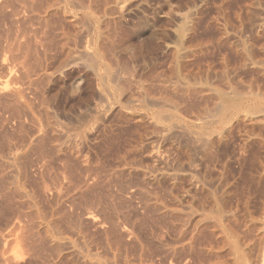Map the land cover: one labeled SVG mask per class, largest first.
I'll use <instances>...</instances> for the list:
<instances>
[{"label":"rangeland","instance_id":"374dc122","mask_svg":"<svg viewBox=\"0 0 264 264\" xmlns=\"http://www.w3.org/2000/svg\"><path fill=\"white\" fill-rule=\"evenodd\" d=\"M6 1L0 0V47H2L0 48V59L5 61L0 60L2 64L5 63L3 65L0 63V124H2L0 125V179L2 181V183L0 181V224L6 222L4 224L6 227L3 224L0 225V228L4 229L3 232L0 231V249L2 248L0 251V264H16V262L17 264H135L136 262L139 264H251L250 260L260 258L264 252V204H262V202L264 203V200H262L264 199V190H262L264 189V0H126L125 4L122 2L125 5L123 10H125L124 15L126 16V20L123 18L124 21L122 20V22L125 24L126 21V24L124 26L122 23L123 28L120 26V31L117 30V34H120L119 37L115 33L117 40L116 37H113L117 50L113 42L111 50L112 55L117 52L113 55L115 57H113L114 61L115 59L118 61V65L115 61L117 69H124L126 72V86L124 84L122 86L116 78L105 77L102 74H105V66H107L104 61L101 62L102 64L92 62V67L95 65L96 72L99 71L102 76L95 74V72L92 73L95 70H92L91 63L85 57L80 58V60L77 57L76 60L74 59L71 62L72 64L70 63L67 67L61 68L59 72L60 74L63 73L62 75L57 70L56 75L52 77L53 79H49L51 81L45 79L34 80L36 79L33 74L35 72L30 70L33 65H28V61L33 64L32 54L34 51L31 52L35 46L33 43L36 44L37 51L41 53L44 46L39 44L41 41L38 40L39 37L43 35L46 36L45 39L50 37L52 50L47 48L49 52L46 51L45 54L46 62L49 63L48 61H50V66H53L55 62L57 64L59 52L55 48V42H53L58 39L57 26L53 23L49 24L48 27L44 24L38 23L39 26L37 23H33L34 6L32 0ZM120 1L124 0H117L116 4L117 2L122 4ZM68 10L74 11L75 9L70 6ZM71 15L67 13V15L60 16L57 19V21L66 20L65 22L75 20L73 23L76 25L73 24L74 27H70V38L68 35L69 45L75 46L76 50L78 46L80 48L89 47V45H86L88 43L92 44L90 47H94L97 36V28L94 30V27L97 26L96 20L78 17L72 20ZM78 21L80 23L83 21V25L80 23L79 25ZM88 24L90 25L87 26ZM122 29L125 30L122 31ZM34 30L38 31V34L36 32L34 34ZM41 30H45L46 33ZM32 35H35L34 38H32ZM83 40L84 42H82ZM20 41L24 42V45ZM49 41L46 40L47 43ZM29 45L32 46L31 49ZM71 45L70 47L75 50V47L73 48ZM38 47H40V50ZM8 48L12 49L9 50ZM4 50L8 51L5 52ZM76 50L73 51V55H75ZM28 51L31 52V55L28 54ZM13 52L16 56L13 55ZM18 55L21 56L20 59L17 58ZM6 58L7 60H5ZM119 64L122 66L121 68ZM101 65H105V69ZM7 68L8 72H5ZM11 68H13L14 73L10 71ZM3 71L7 75L3 74ZM10 72L11 78L16 80H12V83L6 85L4 81L7 76H10L8 75ZM64 72L70 73L73 78L64 76ZM71 72L75 76L78 73L77 78ZM87 72L92 73L89 76L90 83L88 81L84 83L83 78L80 80L78 77V75L81 76V73L84 77ZM13 75L20 80L18 79V81ZM32 75H34V78ZM13 82H15V86L17 82L20 84V86L17 85V88L20 90L19 94L22 91V97L19 94L15 96L16 98L9 95L8 91L10 90L7 91V89L12 88V85L9 86ZM21 83H24V88H21ZM237 90L239 91L237 92ZM7 92L9 94L5 97ZM205 92L206 94H204ZM2 95H4V98ZM8 97L12 102L17 100L13 104L18 103L17 110L20 113L14 110L16 112L13 114L12 109L9 107L12 102L9 100V103H7ZM18 97H21V99ZM20 101L24 104H19ZM25 102L28 105H25ZM231 102L233 104H228ZM5 104H8V106H5ZM22 105L28 107L23 108ZM20 108L22 109L20 110ZM51 132L53 133L51 134ZM200 134H202V137H199ZM202 141H204V144ZM205 146L207 147L205 148ZM16 150L18 151L16 152ZM7 151L10 154L9 157L14 151L19 154L17 159L19 161H16L11 167L7 165L9 158ZM45 153L47 154L45 155ZM28 163L31 164L28 165ZM12 174L13 176H11ZM63 176L64 178H62ZM55 179H57V182ZM45 185L47 188H45ZM203 185L204 187H202ZM48 187L52 188V191ZM3 188L6 190L3 191ZM15 189L18 193L14 192ZM134 190L136 191L134 192ZM28 191L31 192V195ZM9 195H12V197L14 195V198L9 197ZM22 196H25L24 199L21 198ZM5 200L8 202H5ZM197 200L203 202L202 205ZM15 202L16 204H14ZM101 203L102 205H100ZM196 203L200 205L196 206ZM107 204L109 207H105ZM159 205L164 206L159 208ZM169 205H171V208H169ZM172 207L175 209L173 208V210ZM88 211L89 214L91 212L95 215L87 216ZM183 211L184 213H182ZM206 212L210 213L211 216L208 213L205 215ZM185 215L190 220H186ZM109 218H111V221ZM171 218L175 220H170ZM72 221H74V224ZM14 222L17 226L14 225ZM187 222H190L189 225ZM191 224H193L194 229ZM50 225L56 226H51V228ZM75 225L79 226L76 227ZM16 227L19 228L16 229ZM56 227L61 232L59 230L58 232ZM13 228L15 229L12 232ZM188 228L189 230H186ZM164 231H167V233ZM199 231L202 232V237L199 235ZM56 234L59 237H56ZM190 234L194 236V239ZM42 236L45 240L42 239ZM50 236H52V239ZM234 236L235 238H233ZM59 238L61 239L59 240ZM186 239L189 240V244H187ZM182 240L186 241V243L183 242L184 247L181 243ZM63 241L68 243L64 244ZM227 241L229 244H227ZM21 242L26 243L24 245ZM75 242L80 243L79 247ZM44 243H47V246ZM2 244H5V246ZM237 244L240 246H236ZM64 245L67 246L64 247ZM11 246L15 247L12 248ZM24 246L25 248H23ZM238 247L242 248L239 249ZM11 249L14 250L8 253V250ZM86 249L87 251H85ZM189 250L190 253H188ZM236 251L240 252L241 255L245 252L241 256ZM168 253L169 256H167ZM185 253L191 254V256H186ZM246 254L248 257L245 256ZM20 256L21 258H19ZM8 258L13 260L10 261ZM216 259L217 262H215Z\"/></svg>","mask_w":264,"mask_h":264},{"label":"bare ground","instance_id":"6f19581e","mask_svg":"<svg viewBox=\"0 0 264 264\" xmlns=\"http://www.w3.org/2000/svg\"><path fill=\"white\" fill-rule=\"evenodd\" d=\"M8 1V0H7ZM6 1V2H7ZM33 1V6H34V8H33V10H34V17H33V20H34V22L33 23H39V24H44L45 26L47 25V27L49 26V24H54L55 26H57L56 28L58 29V39H57V41H55L54 39H55V36L53 37L54 39H52V40H54L53 42H55L54 44H55V48H56V50L59 52H57L58 54H59V57L57 56V58H58V60H57V64H55V63H53L52 65L53 66H50L49 65V63H50V61H48L49 63H47L46 62V57H45V54H46V51H47V48H49V50L51 49L52 50V46H51V39H49L50 37H48L47 39H45V35H43L42 37H39L40 39H38L39 41H37V40H35V41H37V42H39V44H41L42 46H44L43 47V50L41 51V53H40V51H37V47H36V44L35 43H33L35 46H34V49H32L31 50V52L32 51H34V53L32 54L33 55V58H32V60H33V64H30V62L28 61V65H33L32 67V69H30V70H34V71H32V72H35V73H33L35 76H36V79H34V80H37V79H45V80H49L50 78H52L54 75H56L55 74V72H57V70H58V72L60 71V69L62 68H64V67H67L68 65H70V63L71 62H73L74 61V59L76 60V58L77 57H79V60H80V58H82V57H85L86 58V60L89 62V63H91V65H90V67H92V62L93 61H95L97 64H102L101 62L102 61H104L105 63V65H107V66H105L106 67V70H105V74L104 73H102L105 77L106 76H109V77H113V78H116V80H117V82H118V80L121 82L120 84H122V86H123V84L125 85L126 84V72H125V70L124 69H121V70H119V69H117V66L116 65H118V61H116V59H115V61H116V65H115V61H114V56L113 55H115L114 53H113V55H112V42L114 43V41H113V37H116V35H118V37H119V35L120 34H117V30L120 28V26H122V28H123V24H124V22H122V20L124 21V19L123 18H125L126 16L124 15V11L125 10H123L124 9V7L123 6H125L124 4V2L126 1V0H124V1H120L122 4H119L118 2H117V4H116V1L117 0H32ZM26 2V1H25ZM247 2V1H246ZM13 3V2H12ZM24 3V2H23ZM22 3V4H23ZM32 3V2H31ZM7 4V3H6ZM5 4V5H6ZM14 4V3H13ZM26 4H28V3H26ZM119 4V5H118ZM11 5V4H10ZM19 5V4H18ZM29 5H30V3H29ZM72 6L75 10L73 11V10H68V8L70 9V6ZM251 5V4H250ZM33 6H31V7H33ZM117 6V7H116ZM119 6V7H118ZM249 7V6H248ZM2 8V7H1ZM16 9V8H15ZM25 9V8H24ZM28 9V8H27ZM30 9H32V8H30ZM29 9V10H30ZM72 9V8H71ZM8 10V9H7ZM13 11H14V9H12ZM21 10H23V9H21ZM20 10V11H21ZM246 10V9H245ZM16 11V10H15ZM24 11V10H23ZM73 11V12H72ZM1 12V11H0ZM33 12V11H32ZM31 12V13H32ZM11 13V12H10ZM9 13V14H10ZM15 13H17V12H15ZM21 13V12H20ZM26 13H28V12H26ZM67 13H68V15H71L72 16V20H74L76 17H78V18H82V19H95L96 20V23H97V26H93L92 25V23H91V25H92V27H94V30H95V28H97L96 29V31H97V36H96V39H95V44L93 45L94 47H90L91 45L88 43V44H86V45H89V47H82V48H80L79 46V48L77 47V50H76V47L75 46H73V45H71V46H73V48L75 47V50H76V53H75V55H73L74 54V52H75V50H73L72 49V47H70V45H69V43H68V35L70 34V27L71 26H73L74 27V25L73 24H75V23H73L72 21H67V22H65L66 20H64V21H57V19L60 17V16H65V15H67ZM5 14V13H4ZM7 14V13H6ZM13 15H14V13H13ZM16 15V14H15ZM239 15V14H238ZM3 16V15H2ZM11 17H12V15H11ZM17 17V16H16ZM15 17V18H16ZM25 17H27V16H25ZM36 17V18H35ZM244 17V16H243ZM3 18V17H2ZM1 18V19H2ZM13 18V17H12ZM20 18V17H19ZM62 18H64V17H62ZM67 18V17H66ZM65 18V19H66ZM70 18V17H69ZM74 18V19H73ZM24 19V18H23ZM35 19H36V21H35ZM92 19V20H93ZM244 19V18H243ZM3 20V19H2ZM11 20V19H10ZM17 20V19H16ZM20 20V19H19ZM125 20H126V18H125ZM25 21H27L26 19H25ZM24 21V22H25ZM30 21V20H29ZM79 21H80V19H79ZM78 21V24L80 23ZM94 21V20H93ZM92 21V22H93ZM20 22V21H19ZM32 22V21H31ZM88 22V21H87ZM123 23V24H122ZM240 23V22H239ZM27 24V23H26ZM28 24H30V23H28ZM38 24V25H39ZM80 24H82L83 25V21H82V23H80ZM79 24V25H80ZM125 24H126V21H125ZM125 24H124V26H125ZM241 24V23H240ZM20 25V24H19ZM54 25H53V27H54ZM76 25V24H75ZM84 25H86L85 23H84ZM90 24H88L87 26H89ZM246 25V24H245ZM9 26V25H8ZM17 26V25H16ZM15 26V27H16ZM36 26V25H35ZM40 26V25H39ZM38 26V27H39ZM44 26V27H45ZM242 26V25H241ZM18 27V26H17ZM25 27H26V25H25ZM29 27V26H28ZM33 27V26H32ZM41 27H43V26H41ZM84 27H86V26H84ZM235 27V26H234ZM11 28V27H10ZM46 28V27H45ZM72 28V27H71ZM233 28V27H232ZM240 28V27H239ZM23 29H25V28H23ZM35 29V28H34ZM41 29V28H40ZM39 29V30H40ZM121 29V28H120ZM120 29H119V31H120ZM126 29V28H125ZM124 29V30H125ZM37 30V29H36ZM87 30V29H86ZM123 29H122V31H124ZM238 30V29H237ZM42 31V30H41ZM43 31H45V30H43ZM42 31V32H43ZM46 31H47V29H46ZM46 31H45V33H46ZM49 31V30H48ZM88 31V30H87ZM119 31H118V33H119ZM261 31V30H260ZM23 32V31H22ZM29 32H30V29H29ZM35 30H34V34H35ZM54 32V31H53ZM55 32H57L56 30H55ZM72 32L74 33V31L72 30ZM16 33V32H15ZM44 33V32H43ZM49 33H50V31H49ZM72 33V34H73ZM115 33H116V35H115ZM121 33V32H120ZM124 33V32H123ZM32 34V33H31ZM36 34H38V31L36 32ZM56 34V33H55ZM76 34V33H75ZM75 34H74V36H75ZM82 34V33H81ZM241 34V33H240ZM28 35V34H27ZM121 35H123V34H121ZM21 36V35H20ZM33 37L32 38H34V36L35 35H32ZM90 36H91V34H90ZM6 37V36H5ZM71 37H72V35H71ZM121 37V36H120ZM30 38V37H29ZM38 38V37H37ZM69 38H70V35H69ZM82 38V37H81ZM80 39V38H79ZM14 40V39H13ZM31 40V39H30ZM46 40L47 41H49V43H47L46 42ZM78 40V39H77ZM89 40H90V38H89ZM116 40H117V37H116ZM18 41V40H17ZM87 41V40H86ZM86 41H85V43H86ZM21 42V41H20ZM32 42H33V40H32ZM31 42V43H32ZM78 42V41H77ZM80 42H81V40H80ZM82 42H84V40L82 41ZM88 42V41H87ZM7 43V42H6ZM14 43V42H13ZM22 43V42H21ZM262 43V42H261ZM8 44V43H7ZM23 45H24V42L22 43ZM28 44H30V43H28ZM115 44V47H116V43H114ZM113 44V45H114ZM252 44V43H251ZM255 44V43H254ZM5 45V44H4ZM3 45V46H4ZM9 45V44H8ZM38 45V44H37ZM51 46V47H48V46ZM7 46V45H6ZM5 46V47H6ZM11 46H12V44H11ZM13 46H14V44H13ZM18 46V45H17ZM20 46V45H19ZM40 46V45H39ZM7 47H9V46H7ZM25 48H26V46H24ZM29 47H30V45H29ZM32 47V46H31ZM31 47H30V49H31ZM41 47V46H40ZM40 47H38L39 48V50H40ZM246 47V46H245ZM256 47V46H255ZM258 47V46H257ZM0 48H2V47H0ZM14 48V47H13ZM22 48V47H21ZM24 48V49H25ZM7 49V48H6ZM5 49V50H6ZM9 49V48H8ZM12 49V48H11ZM11 49H9V50H11ZM23 49V50H24ZM30 49H29V51H30ZM113 49H114V46H113ZM4 50V51H5ZM115 50V49H114ZM113 50V51H114ZM116 50H117V47H116ZM8 51V50H7ZM7 51H5V52H7ZM15 51V50H14ZM29 51H28V54H30L29 53ZM74 51V52H73ZM16 52V51H15ZM24 52V51H23ZM26 52H27V50H26ZM47 52H49V51H47ZM54 52V51H53ZM11 53H12V51H11ZM19 53V52H18ZM17 53V54H18ZM22 53V52H21ZM2 54V53H1ZM7 54V53H6ZM5 54V55H6ZM10 53L8 52V55H9ZM20 54V53H19ZM57 54V55H58ZM3 55V54H2ZM12 55V54H11ZM13 55H15L14 54V52H13ZM21 55V54H20ZM26 55V54H25ZM31 55V54H30ZM253 55V54H252ZM264 55V54H263ZM1 56V55H0ZM16 56V55H15ZM22 56V55H21ZM21 56H19L18 55V59H20V57ZM28 56V55H27ZM255 56V55H254ZM257 56V55H256ZM9 57V56H8ZM13 57V56H12ZM49 57V56H48ZM114 57V58H113ZM17 58H16V60H17ZM24 58V57H23ZM26 59H27V57H25ZM29 58V57H28ZM31 58V57H30ZM9 59V58H8ZM50 59H52V58H50ZM101 59V60H100ZM256 59V58H255ZM1 60V59H0ZM5 60H7V58L5 59ZM22 60V59H21ZM20 60V61H21ZM31 60V59H30ZM49 60V59H48ZM258 60V59H257ZM1 61H3V62H5L4 60H1ZM23 61V60H22ZM21 61V62H22ZM86 61V62H87ZM7 62V61H6ZM14 62V61H13ZM52 62H54V61H52ZM76 62H78V61H76ZM75 62V63H76ZM253 62V61H252ZM254 62H255V60H254ZM260 62V61H259ZM263 62V61H262ZM1 63V62H0ZM84 63H85V61H84ZM88 63V64H89ZM2 64V63H1ZM3 64H5V63H3ZM2 64V65H3ZM16 64V63H15ZM20 64V63H19ZM72 64V63H71ZM78 64V63H77ZM93 64H95V63H93ZM8 65L10 66V64L8 63ZM21 65H23V64H21ZM125 65V64H124ZM8 66V67H9ZM95 66V65H94ZM92 67L93 69L92 70H95V71H93L92 73H94L95 72V74H98L99 76H102L100 73H99V71H97L96 72V68L95 67ZM102 66V68H104V66L103 65H101ZM119 66H120V64H119ZM119 66H118V68H119ZM126 66V65H125ZM4 67V66H3ZM16 67V66H15ZM18 67V66H17ZM76 67V66H75ZM89 67V66H88ZM122 66H120V68H121ZM19 68V67H18ZM23 68H24V66H23ZM5 69V68H4ZM12 69L13 68H11V72H13L12 71ZM91 69V68H90ZM105 69V68H104ZM24 70V69H23ZM103 70V69H102ZM8 72V68L5 70V72ZM65 71V70H64ZM69 71V70H68ZM4 71H3V74L5 73ZM11 72H10V74H8V75H10L9 77L7 76V79L4 81L3 79H2V81H4L5 82V84L6 85H8L9 83H12V80L14 81V80H16L15 78L13 79V78H11ZM14 73V72H13ZM15 73H16V71H15ZM72 73V72H71ZM91 72H87V73H85L84 74V77H82L83 75H82V73H81V76H79L78 75V77H79V79L80 80H82L81 78H83V82L84 83H87V81H88V83H90L89 82V76H90V74H92ZM2 74V75H3ZM6 75H7V73H5ZM17 74V73H16ZM58 74V73H57ZM59 74H60V72H59ZM63 74V73H62ZM62 74H60V75H62ZM73 74V73H72ZM78 74V73H77ZM77 74H76V78H77ZM107 74V75H106ZM262 74V73H261ZM19 75V74H18ZM34 75H32V77L34 76ZM142 75V74H141ZM13 76H15V75H13ZM12 76V77H13ZM23 76V75H22ZM25 76V75H24ZM64 76H66V77H71L72 75L70 74V73H68V72H64ZM96 77H97V75H95ZM134 76V75H133ZM16 78H17V76H15ZM62 77V76H61ZM91 77H92V75H91ZM105 77H103V78H105ZM130 76H128V78H129ZM1 78H3V76H1ZM27 78H30V77H27ZM26 78V79H27ZM34 78V77H33ZM63 78V77H62ZM71 78H73V77H71ZM97 78H99V77H97ZM102 78V77H101ZM128 78H127V81H128ZM131 78V77H130ZM142 78V77H141ZM19 78H17V80H18ZM23 79V78H22ZM53 79V78H52ZM132 79V78H131ZM137 79V78H136ZM144 79V78H143ZM20 80V79H19ZM18 80V81H19ZM27 80H29V79H27ZM31 80V79H30ZM33 80V79H32ZM33 80V81H34ZM45 80H44V82H45ZM101 80V79H100ZM115 80V79H114ZM0 81H1V79H0ZM39 81V80H38ZM49 81H51V80H49ZM68 81V80H67ZM91 81V80H90ZM16 82V81H15ZM15 82H13V84H10V86L9 87H11V85H12V88H10V89H7V91L8 90H10V91H8L7 92V94H5V97H7V95L9 94L11 97H13V98H16L15 96H17V94H19L20 93V90L17 88V85L19 84L18 82H17V85L15 86L14 84H15ZM24 82V81H23ZM34 82H36V81H34ZM42 82V81H41ZM40 82V83H41ZM92 82V81H91ZM101 82V81H100ZM1 83V82H0ZM27 83H29L28 81H27ZM26 82H25V84H27ZM49 83H51V82H49ZM104 83V82H103ZM106 83V82H105ZM134 83V82H133ZM170 83V82H169ZM227 83V82H226ZM22 84V83H21ZM24 84V83H23ZM23 84H22V86H21V88L23 87ZM46 84V83H45ZM137 84V83H136ZM15 87H14V86ZM30 85V84H29ZM34 85V84H33ZM86 85H88V84H86ZM119 85V84H118ZM176 85V84H175ZM18 86H20V84L18 85ZM105 86H107V85H105ZM121 86V85H120ZM126 86V85H125ZM181 86V85H180ZM230 86V85H229ZM260 86V85H259ZM27 87H28V85H27ZM88 87V86H87ZM173 87V86H172ZM172 87H171V89H172ZM242 87V86H241ZM0 88H1V86H0ZM20 88V87H19ZM24 88V87H23ZM31 88V87H30ZM36 88V87H35ZM85 88V87H84ZM83 88V89H84ZM109 88V87H108ZM135 88V87H134ZM144 88V87H143ZM146 88V87H145ZM160 88V87H159ZM178 88V87H177ZM234 88V87H233ZM243 88H244V86H243ZM90 89V88H89ZM115 89V88H114ZM119 89H120V87H119ZM168 89V88H167ZM174 89V88H173ZM250 89V88H249ZM5 90V89H4ZM42 90V89H41ZM80 90V89H79ZM117 90H118V88H117ZM132 90V89H131ZM134 90V89H133ZM178 90V89H177ZM180 90V89H179ZM234 90V89H233ZM244 90V89H243ZM264 90V89H263ZM6 91V90H5ZM25 91V90H24ZM129 91V90H128ZM187 91V90H186ZM189 91V90H188ZM219 91V90H218ZM217 91V92H218ZM223 91V90H222ZM239 90H237V92H238ZM123 92V91H122ZM146 92V91H145ZM148 92V91H147ZM176 92V91H175ZM203 92H204V90H203ZM225 92V91H224ZM235 92H236V90H235ZM245 92H246V90H245ZM249 92H251V91H249ZM257 92V91H256ZM4 93H6V92H4ZM114 93H115V91H114ZM131 93V92H130ZM144 93V92H143ZM150 93V92H149ZM148 93V94H149ZM198 93V92H197ZM248 93V92H247ZM260 93V92H259ZM3 94V93H2ZM21 94H23L22 93V91H21ZM21 94H19V95H21ZM30 94V93H29ZM134 94V93H133ZM138 94V93H137ZM166 94V93H165ZM200 94V93H199ZM198 94V95H199ZM204 94H206V92L204 93ZM221 94V93H220ZM227 94V93H226ZM238 94V93H237ZM241 94V93H240ZM244 94V93H243ZM25 95V94H24ZM146 95V94H145ZM202 95V94H201ZM215 95V94H214ZM258 95V94H257ZM261 95H263V94H261ZM4 95H2V97H3ZM205 96V95H204ZM227 96V95H226ZM21 97H22V95H21ZM21 97L19 98V99H21ZM25 97V96H24ZM23 97V98H24ZM43 97V96H42ZM137 97V96H136ZM207 97V96H206ZM4 98V97H3ZM2 98V99H3ZM9 98V99H8ZM7 98V100H4V101H7V103H9V100H10V97H8ZM17 98V99H18ZM261 98V97H260ZM23 100V99H22ZM44 100V99H43ZM3 101V100H2ZM11 101V100H10ZM27 101H29L28 99H27ZM12 102V101H11ZM14 102H17V100L15 101V100H13V102L12 103H10L9 104V107L12 109V111H13V114H15V112H14V110H17L18 109V103L16 104L15 103V105H17V106H15L13 103ZM18 102H19V100H18ZM31 102V101H30ZM30 102H28V103H30ZM23 103V102H22ZM21 103V101H20V103L19 104H22ZM26 103V102H25ZM252 103V102H251ZM24 104V103H23ZM228 104H233L232 102L231 103H228ZM8 106V104H5V106ZM25 105H28L27 103L25 104ZM32 105V104H31ZM261 105V104H260ZM20 106V105H19ZM22 106H24V105H22ZM206 106V105H205ZM234 106V105H233ZM25 107H28V106H24L23 108H25ZM30 107H32V106H30ZM45 107V106H44ZM3 109V108H2ZM9 109V108H8ZM7 109V110H8ZM10 109V110H11ZM22 108H20V110H21ZM29 109V108H28ZM232 109V108H231ZM260 110H262V109H260ZM17 112H19L20 113V111L19 110H17ZM26 113H27V111H25ZM2 113V112H1ZM9 113V112H8ZM18 113V114H19ZM24 113V112H23ZM6 114V113H5ZM252 114V113H251ZM256 114V113H255ZM9 115V114H8ZM3 116V115H2ZM244 116V115H243ZM258 116V115H257ZM8 117V116H7ZM34 117V116H33ZM198 117V116H197ZM204 117V116H203ZM14 118V117H13ZM29 118H31V117H29ZM201 118V117H200ZM256 118V117H255ZM199 119V118H198ZM262 119V118H261ZM5 120V119H4ZM9 120V119H8ZM26 120V119H25ZM29 120V119H28ZM194 120V119H193ZM259 120H260V118H259ZM15 121V120H14ZM33 121V120H32ZM31 121V122H32ZM45 121H46V119H45ZM206 121V120H205ZM258 121V120H257ZM7 122V121H6ZM19 122H21V121H19ZM25 122V121H24ZM41 122V121H40ZM194 122V121H193ZM14 123V122H13ZM18 123V122H17ZM262 123V122H261ZM33 124V123H32ZM36 124V123H35ZM251 124V123H250ZM260 124V123H259ZM0 125H2V124H0ZM18 125V124H17ZM38 125H39V123H38ZM264 125V124H263ZM36 126V125H35ZM24 127V126H23ZM251 127V126H250ZM255 127V126H254ZM41 128V127H40ZM186 128V127H185ZM19 129V128H18ZM42 129V128H41ZM12 130V129H11ZM202 130H204V129H202ZM247 130V129H246ZM19 131H21V130H19ZM18 131V132H19ZM28 131V130H27ZM33 131V130H32ZM190 131V130H189ZM199 131H201V130H199ZM227 131V130H226ZM4 132V131H3ZM22 132V131H21ZM37 132V131H36ZM48 132V131H47ZM46 132V133H47ZM191 132H192V130H191ZM196 132V131H195ZM194 132V133H195ZM225 132V131H224ZM255 132V131H254ZM8 133V132H7ZM30 133V132H29ZM53 132H51V134H52ZM183 133H185V132H183ZM4 134V133H3ZM25 134V133H24ZM48 134H50V133H48ZM190 134V133H189ZM197 134V133H196ZM196 134H194L195 136H197ZM207 134V133H206ZM1 135V134H0ZM28 135V134H27ZM33 135V134H32ZM55 135V134H54ZM181 135V134H180ZM184 135V134H183ZM192 135V134H191ZM201 136H199V137H202V134H200ZM23 136V135H22ZM207 136H208V134H207ZM210 136V135H209ZM5 137V136H4ZM18 137V136H17ZM21 137V136H20ZM54 137V136H53ZM194 137V136H193ZM29 138V137H28ZM190 138V137H189ZM262 138V137H261ZM3 139V138H2ZM16 139V138H15ZM31 139V138H30ZM34 139H36V138H34ZM47 139V138H46ZM49 139V138H48ZM215 139V138H214ZM259 139V138H258ZM257 139V140H258ZM8 140H11V139H8ZM18 140H20L19 138H18ZM58 140V139H57ZM192 140V139H191ZM196 140H197V138H196ZM195 140V141H196ZM206 140V139H205ZM3 141V140H2ZM13 141V140H12ZM20 141H22V139L20 140ZM47 141V140H46ZM54 141V140H53ZM58 141H60V140H58ZM5 142V141H4ZM26 142V141H25ZM32 142H33V140H32ZM38 142V141H37ZM48 142V141H47ZM203 142V144H204V141H202ZM201 142V143H202ZM3 143V142H2ZM1 143V144H2ZM6 143H7V141H6ZM58 143V142H57ZM60 143V142H59ZM62 143V142H61ZM199 143V142H198ZM197 143V144H198ZM207 143V142H206ZM216 143V142H215ZM261 143V142H260ZM43 144H45V143H43ZM42 144V145H43ZM196 144V143H195ZM194 144V145H195ZM258 144V143H257ZM29 145H31V144H29ZM61 145V144H60ZM59 145V146H60ZM192 145V144H191ZM201 145V144H200ZM213 145V144H212ZM33 146V145H32ZM56 146V145H55ZM68 146V145H67ZM259 146V145H258ZM22 147V146H21ZM25 147V146H24ZM37 147V146H36ZM39 147V146H38ZM64 147V146H63ZM194 147V146H193ZM199 147V146H198ZM207 146H205V148H206ZM208 147H209V145H208ZM16 148H18V147H16ZM33 148V147H32ZM51 148V147H50ZM201 148V147H200ZM204 148V147H203ZM210 148V147H209ZM260 148V147H259ZM264 148V147H263ZM262 148V149H263ZM20 149H22V148H20ZM20 149H18V150H20ZM28 149V148H27ZM30 149V148H29ZM58 149V148H57ZM67 149V148H66ZM72 149V148H71ZM256 149V148H255ZM10 151H11V149H9ZM13 150V149H12ZM18 150H16V152L18 151ZM24 150V149H23ZM68 150V149H67ZM194 150V149H193ZM264 150V149H263ZM29 151V150H28ZM27 151V152H28ZM52 151V150H51ZM8 152V151H7ZM15 151L13 152V154L11 155V157H9V152H8V162H7V165H9L10 167L11 166H13L14 164H15V162L17 161V159L19 158V154L18 153H16ZM30 152V151H29ZM71 152V151H70ZM203 152V151H202ZM23 153V152H22ZM38 153V152H37ZM40 153V152H39ZM48 153H49V151H48ZM28 154V153H27ZM47 153H45V155H46ZM67 154V153H66ZM7 155V154H6ZM45 155H42V156H45ZM49 156V155H48ZM20 157H22V156H20ZM35 157V156H34ZM60 157V156H59ZM73 157V156H72ZM52 158V157H51ZM21 159V158H20ZM29 159V158H28ZM45 159V158H44ZM69 159V158H68ZM2 160V159H1ZM27 160V159H26ZM32 160V159H31ZM52 160V159H51ZM62 160V159H61ZM19 161V160H18ZM17 161V162H18ZM29 161V160H28ZM63 161V160H62ZM61 162V161H60ZM29 164H31V163H28V165ZM36 164H38V163H36ZM44 164H47V163H44ZM261 164V163H260ZM263 164V163H262ZM28 165H27V167H28ZM37 166V165H36ZM39 166V165H38ZM49 166V165H48ZM47 166V167H48ZM65 166V165H64ZM71 166V165H70ZM260 166V165H259ZM5 167V166H4ZM7 167V166H6ZM30 167V166H29ZM68 167V166H67ZM1 168H3V167H1ZM9 168V167H8ZM22 168V167H21ZM35 168V167H34ZM62 168V167H61ZM65 168V167H64ZM70 168V167H69ZM4 169V168H3ZM7 169V168H6ZM15 169V168H14ZM25 169V168H24ZM262 169V168H261ZM10 170H12V169H10ZM42 170V169H41ZM45 170V169H44ZM47 170V169H46ZM65 170V169H64ZM64 170H62V171H64ZM69 170V169H68ZM67 170V171H68ZM73 170V169H72ZM16 171H18V170H16ZM52 171V170H51ZM13 172V171H12ZM21 172H22V170H21ZM47 172V171H46ZM264 172V171H263ZM4 173V172H3ZM2 173V174H3ZM38 173V172H37ZM51 173H53V172H51ZM59 173H60V171H59ZM54 174V173H53ZM56 174V173H55ZM111 174V173H110ZM1 175V174H0ZM24 175V174H23ZM40 175H41V173H40ZM48 175V174H47ZM50 175V174H49ZM7 176V175H6ZM11 176H13V174L11 175ZM21 176V175H20ZM46 176V175H45ZM110 176V175H109ZM178 176V175H177ZM198 176V175H197ZM54 177V176H53ZM68 177V176H67ZM85 177V176H84ZM87 177V176H86ZM203 177V176H202ZM49 178H50V176H49ZM62 178H64V176L62 177ZM77 178V177H76ZM15 179V178H14ZM13 179V181H15ZM82 179V178H81ZM88 179V178H87ZM92 179V178H91ZM3 180V179H2ZM12 180V179H11ZM22 180V179H21ZM27 180V179H26ZM46 180V179H45ZM54 180V179H53ZM57 179H55V181H56ZM77 180V179H76ZM80 180V179H79ZM118 180V179H117ZM144 180V179H143ZM149 180V179H148ZM173 180V179H172ZM178 180V179H177ZM205 180H207V179H205ZM0 181H1V179H0ZM6 181V180H5ZM8 181V180H7ZM24 181V180H23ZM40 181V180H39ZM83 182H84V180H82ZM89 181V180H88ZM125 181V180H124ZM145 181V180H144ZM151 181V180H150ZM196 181H198V180H196ZM202 181H204V180H202ZM12 182V181H11ZM21 182V181H20ZM40 182H42V181H40ZM57 182V181H56ZM65 182H67V181H65ZM83 182H82V184H83ZM149 182V181H148ZM201 182V181H200ZM205 182V181H204ZM1 183H2V181H1ZM9 183V182H8ZM23 183V182H22ZM69 183V182H68ZM76 183V182H75ZM142 183V182H141ZM150 183V182H149ZM176 183V182H175ZM199 183V182H198ZM207 183V182H206ZM12 184V183H11ZM32 184V183H31ZM44 184V183H43ZM71 184V183H70ZM119 184H120V182H119ZM145 184V183H144ZM180 184H181V182H180ZM207 184H209V183H207ZM225 184V183H224ZM35 185V184H34ZM37 185H38V183H37ZM39 185H40V183H39ZM84 185V184H83ZM85 185H87V184H85ZM136 185V184H135ZM140 185V184H139ZM196 185V184H195ZM213 185V184H212ZM218 185V184H217ZM2 186V185H1ZM15 186V185H14ZM28 186V185H27ZM53 186V185H52ZM66 186V185H65ZM109 186V185H108ZM122 186V185H121ZM127 186V185H126ZM131 186V185H130ZM138 186V185H137ZM220 186V185H219ZM218 186V187H219ZM18 187V186H17ZM34 187V186H33ZM40 187V186H39ZM50 187V186H49ZM48 187V188H49ZM54 187V186H53ZM57 187V186H56ZM60 187V186H59ZM78 187V186H77ZM100 187V186H99ZM123 187V186H122ZM144 187V186H143ZM146 187V186H145ZM170 187H171V185H170ZM182 187V186H181ZM198 187V186H197ZM202 187H204V185L202 186ZM5 188V187H4ZM4 188H3V191H5L4 190ZM13 188V187H12ZM15 188V187H14ZM32 188V187H31ZM45 188H47L46 187V185H45ZM61 188V187H60ZM75 188H76V186H75ZM80 188H82V187H80ZM84 188V187H83ZM88 188V187H87ZM109 188V187H108ZM107 188V189H108ZM125 188V187H124ZM127 188V187H126ZM206 188V187H205ZM51 189V191H52V188H49V190ZM70 189H71V187H70ZM99 189V188H98ZM104 189V188H103ZM137 189V188H136ZM146 189V188H145ZM168 189V188H167ZM166 189V190H167ZM200 189V188H199ZM17 189H15V191L14 192H17L18 193V191H16ZM41 190H42V188H41ZM47 190V189H46ZM56 190V189H55ZM61 190V189H60ZM83 190V189H82ZM82 190H80V191H82ZM96 190V189H95ZM137 190H139V189H137ZM169 190V189H168ZM210 190V189H209ZM221 190V189H220ZM262 190H264V189H262ZM2 191V190H1ZM8 191V190H7ZM13 191V190H12ZM31 191V190H30ZM38 191H40V190H38ZM37 191V192H38ZM59 191V190H58ZM62 191V190H61ZM60 191V192H61ZM76 191V190H75ZM78 191V190H77ZM98 191V190H97ZM120 191V190H119ZM121 191H122V189H121ZM136 190H134V192H135ZM144 191V190H143ZM142 191V192H143ZM170 191V190H169ZM185 191V190H184ZM196 191V190H195ZM206 191V190H205ZM21 192V191H20ZM29 192V191H28ZM28 192H27V194H28ZM42 192H43V190H42ZM56 192V191H55ZM72 192H74L73 190H72ZM96 192V191H95ZM104 192V191H103ZM102 192V193H103ZM123 192V191H122ZM138 192V191H137ZM150 192H152V191H150ZM188 192V191H187ZM11 193V192H10ZM24 193V192H23ZM31 192H29V194H30ZM35 193V192H34ZM93 193V192H92ZM210 193V192H209ZM214 193V192H213ZM4 194H5V192H4ZM7 194V193H6ZM22 194V193H21ZM25 194V193H24ZM28 194V195H29ZM32 194H33V192H32ZM56 194V193H55ZM60 194V193H59ZM64 194V193H63ZM67 194V193H66ZM70 194V193H69ZM79 194V193H78ZM83 194V193H82ZM95 194V193H94ZM173 194V193H172ZM183 194V193H182ZM197 194V193H196ZM19 195V194H18ZM31 195V194H30ZM86 195V194H85ZM99 195V194H98ZM104 195H105V193H104ZM119 195V194H118ZM122 195V194H121ZM132 195H133V193H132ZM145 195H147V194H145ZM1 196H2V194H1ZM4 196V195H3ZM16 196V195H15ZM67 196H68V194H67ZM95 196V195H94ZM138 196V195H137ZM166 196V195H165ZM183 196V195H182ZM209 196V195H208ZM264 196V195H263ZM5 197V196H4ZM9 197H12V195L10 196L9 195ZM25 197V196H24ZM24 197L22 196L21 198H23L24 199ZM57 197V196H56ZM60 197V196H59ZM70 197H71V195H70ZM100 197V196H99ZM144 197V196H143ZM150 197V196H149ZM163 197V196H162ZM161 197V198H162ZM186 197V196H185ZM191 197H193V196H191ZM12 198H14V195H13V197ZM16 198V197H15ZM52 198V197H51ZM64 198V197H63ZM81 198V197H80ZM95 198V197H94ZM103 198H105V197H103ZM111 198V197H110ZM175 198V197H174ZM180 198V197H179ZM179 198H178V200H179ZM18 199H20V198H18ZM56 199V198H55ZM85 199V198H84ZM97 199V198H96ZM121 199V198H120ZM171 199V198H170ZM182 199V198H181ZM196 199V198H195ZM209 199V198H208ZM7 200V199H6ZM5 200V202H8V201H6ZM17 200V199H16ZM15 200V201H16ZM71 200V199H70ZM83 200V199H82ZM114 200V199H113ZM139 200V199H138ZM172 200V199H171ZM185 200H187V199H185ZM191 200V199H190ZM246 200V199H245ZM262 200H264V199H262ZM3 201V200H2ZM63 201V200H62ZM90 201V200H89ZM147 201H148V199H147ZM146 201V202H147ZM157 201V200H156ZM155 201V202H156ZM184 201V200H183ZM198 201V200H197ZM203 201V200H202ZM220 201V200H219ZM22 202V201H21ZM21 202H19V203H21ZM27 202V201H26ZM53 202V201H52ZM59 202V201H58ZM61 202V201H60ZM105 202V201H104ZM124 202V201H123ZM149 202V201H148ZM170 202V201H169ZM177 202V201H176ZM182 202V201H181ZM192 202H193V200H192ZM199 202V201H198ZM209 202V201H208ZM25 203V202H24ZM30 203V202H29ZM39 203V202H38ZM100 203V202H99ZM103 203V202H102ZM102 203L100 204V205H102ZM114 203H116V202H114ZM126 203V202H125ZM150 203V202H149ZM154 203V202H153ZM199 203H201V202H199ZM198 203V204H199ZM203 203V202H202ZM202 203H201V205H202ZM218 203V202H217ZM8 204V203H7ZM14 204H16V202L14 203ZM57 204V203H56ZM59 204V203H58ZM69 204V203H68ZM84 204V203H83ZM89 204V203H88ZM127 204V203H126ZM161 204H163V203H161ZM166 204V203H165ZM175 204V203H174ZM179 204V203H178ZM189 204H191V203H189ZM198 204L196 203V206H198ZM210 204V203H209ZM211 204H212V202H211ZM215 204V203H214ZM244 204V203H243ZM262 204H264L263 202H262ZM5 205V204H4ZM24 205V204H23ZM27 205H28V203H27ZM45 205V204H44ZM77 205V204H76ZM110 205V204H109ZM151 205V204H150ZM186 205V204H185ZM200 205V204H199ZM250 205V204H249ZM8 206V205H7ZM19 206H20V204H19ZM29 206H31V205H29ZM66 206V205H65ZM64 206V207H65ZM69 206H71V205H69ZM73 206V205H72ZM115 206H116V204H115ZM120 206H122V205H120ZM119 206V207H120ZM131 206V205H130ZM153 206V205H152ZM158 206V205H157ZM160 206H164V205H159V208H161ZM170 207L169 208H171V205H169ZM182 206V205H181ZM218 206V205H217ZM229 206V205H228ZM15 207V206H14ZM13 207V208H14ZM40 207V206H39ZM67 207V206H66ZM89 207H90V205H89ZM97 207V206H96ZM105 207H109L108 206V204H107V206H105ZM118 207V206H117ZM116 207V208H117ZM155 207V206H154ZM167 207V206H166ZM186 207V206H185ZM192 207V206H191ZM195 207V206H194ZM193 207V208H194ZM200 207H202V206H200ZM199 207V208H200ZM223 207V206H222ZM16 208H17V206H16ZM38 208V207H37ZM42 208V207H41ZM48 208V207H47ZM93 208V207H92ZM129 208V207H128ZM174 207H172V209H173ZM178 208H180V207H178ZM184 208V207H183ZM187 208L189 209V206L187 205ZM199 208H197V209H199ZM203 208V207H202ZM206 208V207H205ZM204 208V209H205ZM208 208V207H207ZM216 208V207H215ZM233 208V207H232ZM264 208V207H263ZM6 209H7V207H6ZM9 209H10V207H9ZM35 209V208H34ZM54 209V208H53ZM80 209V208H79ZM114 209V208H113ZM125 209V208H124ZM164 209H165V207H164ZM168 209V208H167ZM172 209H171V212H172ZM175 209V208H174ZM173 209V210H174ZM188 209H186V211H188ZM201 209V208H200ZM204 209H203V211H204ZM219 209V208H218ZM229 209V208H228ZM245 209V208H244ZM25 210V209H24ZM58 210V209H57ZM57 210H55V211H57ZM63 210H64V208H63ZM71 210H73V209H71ZM82 210H83V208H82ZM85 210V209H84ZM122 210V209H121ZM120 210V211H121ZM161 210V209H160ZM159 210V211H160ZM178 210H182V209H178ZM185 210V209H184ZM190 210H191V208H190ZM194 210V209H193ZM192 210V212H194ZM260 210V209H259ZM10 211V210H9ZM23 211V210H22ZM54 211V210H53ZM60 211V210H59ZM77 211V210H76ZM100 211V210H99ZM126 211V210H125ZM166 211V210H165ZM170 211V210H169ZM176 212H177V210H175ZM175 211H174V213H175ZM197 211V210H196ZM209 211H211V210H209ZM229 211V210H228ZM263 211V210H262ZM47 212V211H46ZM86 212V211H85ZM93 212V211H92ZM191 212V213H192ZM200 212V211H199ZM215 212V211H214ZM23 213V212H22ZM30 213V212H29ZM51 213H53V212H51ZM66 213V212H65ZM99 213V212H98ZM116 213V212H115ZM119 213V212H118ZM117 213V214H118ZM121 213V212H120ZM170 213V212H169ZM182 213H184V211L182 212ZM188 213V212H187ZM201 213H202V215H203V212L201 211ZM208 212H206L205 213V215L207 214ZM211 213H213V212H211ZM218 213V212H217ZM220 213V212H219ZM246 213H248V212H246ZM15 214V213H14ZM18 214V213H17ZM19 214H20V212H19ZM38 214V213H37ZM63 214H64V212H63ZM67 214V213H66ZM71 214V213H70ZM84 215H85V213H83ZM91 214H94V213H91L90 212V214H89V211H88V214H87V216H91ZM104 214V213H103ZM173 214V213H172ZM172 214H171V216H172ZM180 214V213H179ZM195 214V213H194ZM198 214V213H197ZM208 214H210V213H208ZM230 214V213H229ZM228 214V215H229ZM12 215H13V213H12ZM27 215V214H26ZM56 215V214H55ZM58 215V214H57ZM95 215V214H94ZM94 215H92L93 217H94ZM107 215V214H106ZM125 215V214H124ZM164 215V214H163ZM167 215V214H166ZM174 215H177V214H174ZM181 215V214H180ZM180 215H178V216H180ZM191 215V214H190ZM189 215V216H190ZM193 215V214H192ZM199 215H201V214H199ZM201 215V216H202ZM239 215V214H238ZM11 216V215H10ZM29 216V215H28ZM31 216V215H30ZM59 216V215H58ZM62 216V215H61ZM69 216V215H68ZM83 216V215H82ZM86 216V215H85ZM200 216V217H201ZM210 216H211V214H210ZM209 216V217H210ZM246 216V215H245ZM244 216V217H245ZM264 216V215H263ZM13 217H16V216H13ZM18 217V216H17ZM21 217V216H20ZM44 217V216H43ZM60 217V216H59ZM174 217V216H173ZM176 217V216H175ZM198 217V216H197ZM205 217V216H204ZM208 217V216H207ZM214 217H216V216H214ZM232 217V216H231ZM242 217V216H241ZM262 217V216H261ZM28 218V217H27ZM56 218V217H55ZM76 218V217H75ZM81 218V217H80ZM87 218V217H86ZM95 218H97V217H95ZM102 218H104V217H102ZM114 218V217H113ZM164 218V217H163ZM181 218H182V216H181ZM185 218H186V215H185ZM192 218V217H191ZM195 218H196V216H195ZM213 218V216L211 217V219ZM218 218V217H217ZM216 218V219H217ZM233 218V217H232ZM249 218V217H248ZM260 218V217H259ZM15 219V218H14ZM17 219V218H16ZM22 219V218H21ZM25 219V218H24ZM59 219V218H58ZM78 219H79V217H78ZM89 219V218H88ZM110 219V221H111V218H109ZM173 218H171L170 220H172ZM179 219V218H178ZM183 219V218H182ZM187 219H189L188 218V216H187V218H186V220ZM202 219H204V218H202ZM211 219H210V221H211ZM215 219V218H214ZM219 219V218H218ZM236 219V218H235ZM241 219V218H240ZM251 219V218H250ZM18 220V219H17ZM53 220V219H52ZM59 220H62V219H59ZM66 220V219H65ZM75 220V219H74ZM80 220V219H79ZM87 220V219H86ZM167 220V219H166ZM173 220H175V219H173ZM190 220V219H189ZM195 220H197V219H195ZM201 220V219H200ZM208 220V219H207ZM246 220V219H245ZM6 221V220H5ZM7 221H8V219H7ZM16 221V220H15ZM20 221V220H19ZM22 221V220H21ZM20 221V222H21ZM27 221V220H26ZM49 221V220H48ZM55 221V220H54ZM66 221H68V220H66ZM98 221V220H97ZM203 221V220H202ZM205 221V220H204ZM203 221V222H204ZM224 221V220H223ZM252 221V220H251ZM259 221V220H258ZM264 221V220H263ZM10 222V221H9ZM17 222V221H16ZM56 222H58V221H56ZM60 222H62V221H60ZM59 222V223H60ZM64 222V221H63ZM74 221H72V223H73ZM89 222H91V221H89ZM109 222V221H108ZM163 222H164V220H163ZM185 222V221H184ZM195 222V221H194ZM201 222V221H200ZM206 222V221H205ZM217 222H219V220H217ZM226 222V221H225ZM224 222V223H225ZM238 222V221H237ZM6 223V222H5ZM5 223H2L3 225L5 224ZM40 223V222H39ZM69 223V222H68ZM79 223V222H78ZM99 223V222H98ZM98 223H96V224H98ZM101 223V222H100ZM103 223V222H102ZM107 223V222H106ZM112 223H114V222H112ZM174 223V222H173ZM183 223V222H182ZM190 223V222H189ZM189 223L187 222V224L189 225ZM207 223V222H206ZM211 223V222H210ZM214 223V222H213ZM212 223V224H213ZM232 223H234V222H232ZM250 223H252V222H250ZM249 223V224H250ZM2 224H0V225H2ZM18 224V223H17ZM21 224V223H20ZM65 224V223H64ZM74 224V223H73ZM76 224V223H75ZM167 225H168V223H166ZM172 224V223H171ZM196 224V223H195ZM197 224H199V223H197ZM209 224V223H208ZM211 224V225H212ZM217 224V223H216ZM226 224H227V222H226ZM235 224V223H234ZM247 224V223H246ZM13 225V224H12ZM14 225H15V222H14ZM28 225V224H27ZM39 225V224H38ZM57 225V224H56ZM56 225H50V227L51 226H56ZM63 225V224H62ZM61 225V226H62ZM81 225V224H80ZM116 225H117V223H116ZM173 225V224H172ZM178 225V224H177ZM201 225V224H200ZM228 225V224H227ZM226 225V226H227ZM231 225V224H230ZM5 226V225H4ZM9 226V225H8ZM11 226V225H10ZM15 226H17V225H15ZM18 226H19V224H18ZM21 226V225H20ZM66 226H67V224H66ZM66 226H65V228H66ZM70 226V225H69ZM73 226V225H72ZM71 226V227H72ZM76 226V225H75ZM79 226V225H78ZM78 226H76V227H78ZM121 226V225H120ZM159 226H161V225H159ZM181 226V225H180ZM184 226H185V224H184ZM191 226L193 227V229H194V226H193V224H191ZM250 226V225H249ZM257 226V225H256ZM6 227V226H5ZM22 227V226H21ZM30 227V226H29ZM32 227V226H31ZM54 227H53V229H54ZM58 228L60 227V226H57ZM57 227H56V230H57ZM63 227V226H62ZM76 227H75V229H76ZM83 227V226H82ZM114 227V226H113ZM175 227H176V225H175ZM182 227H183V225H182ZM202 227H204L203 225H202ZM206 227V226H205ZM239 227V226H238ZM245 227H248V226H245ZM8 228V227H7ZM11 228V227H10ZM17 228H19V227H16V229ZM35 228V227H34ZM42 228V227H41ZM43 228H44V226H43ZM52 228V227H51ZM68 228H70V227H68ZM67 228V229H68ZM73 228V227H72ZM71 228V229H72ZM80 228V227H79ZM126 228V227H125ZM180 228V227H179ZM220 229H221V227H219ZM218 228V229H219ZM222 228H224V227H222ZM228 228H229V226H228ZM234 228V227H233ZM242 228V227H241ZM249 228V227H248ZM253 228V227H252ZM1 229V228H0ZM15 228H13L11 231L13 232V230H14ZM25 229V228H24ZM27 229V228H26ZM30 229V228H29ZM66 229V230H67ZM78 229V228H77ZM192 229V228H191ZM193 229H192V231H193ZM207 229V228H206ZM243 229V228H242ZM255 229V228H254ZM257 229V228H256ZM5 230H6V228H5ZM9 230V229H8ZM31 230V229H30ZM34 230V229H33ZM55 230V229H54ZM59 231H60V229H58ZM57 230V231H58ZM70 230V229H69ZM110 230H113V229H110ZM163 230H164V228H163ZM177 231L179 230V229H176ZM185 230V229H184ZM186 230H189V228L188 229H186ZM204 230H205V228H204ZM203 230V231H204ZM0 231H4V229L2 230H0ZM17 231V230H16ZM58 231V232H59ZM63 231V230H62ZM65 231V230H64ZM73 232H74V230H72ZM71 231V232H72ZM79 231V230H78ZM77 231V232H78ZM81 231V230H80ZM127 231V230H126ZM171 231V230H170ZM174 231V230H173ZM220 231V230H219ZM228 231V230H227ZM235 231V230H234ZM241 231V230H240ZM247 231V230H246ZM255 231V230H254ZM10 232V231H9ZM15 232V231H14ZM33 232V231H32ZM49 232V231H48ZM61 232V231H60ZM76 232V233H77ZM161 232V231H160ZM164 232H166L167 233V231H164ZM169 232V231H168ZM186 232V231H185ZM200 232V236H201V231H199ZM205 232V231H204ZM207 232V231H206ZM225 232H226V230H225ZM231 232V231H230ZM34 233H35V231H34ZM116 233V232H115ZM163 233V232H162ZM178 233V232H177ZM213 233V232H212ZM248 233V232H247ZM26 234V233H25ZM30 234V233H29ZM40 234V233H39ZM44 234H45V232H44ZM46 234H47V232H46ZM63 235H64V232L62 233ZM83 234V233H82ZM126 234V233H125ZM174 234H175V232H174ZM194 234V233H193ZM220 234V233H219ZM240 234V233H239ZM7 235V234H6ZM33 235V234H32ZM41 235V234H40ZM58 235H60V234H58ZM166 235H168V234H166ZM183 235V234H182ZM185 235V234H184ZM191 235V234H190ZM195 235H197V234H195ZM205 235V234H204ZM210 235V234H209ZM208 235V236H209ZM215 235V234H214ZM217 235V234H216ZM236 235V234H235ZM16 236V235H15ZM15 236H14V239H15ZM31 236V235H30ZM34 236V235H33ZM66 236V235H65ZM172 236V235H171ZM191 236H193V235H191ZM199 236V237H200ZM227 236V235H226ZM225 236V238H227ZM242 236V235H241ZM245 236V235H244ZM7 237V236H6ZM6 237H5V239H6ZM20 237V236H19ZM27 237H29V236H27ZM38 237V236H37ZM43 237V236H42ZM52 236H50V238H51ZM56 237H59V236H57V234H56ZM61 237V236H60ZM63 237V236H62ZM75 237H76V235H75ZM83 237V236H82ZM112 237V236H111ZM121 237V236H120ZM174 237V236H173ZM175 237H176V235H175ZM174 237V238H175ZM190 237V236H189ZM202 237V236H201ZM224 237V236H223ZM237 237V236H236ZM243 237V236H242ZM247 237V236H246ZM24 238V237H23ZM49 238V239H50ZM53 238H55V237H53ZM68 238H71V237H68ZM117 238V237H116ZM168 238V237H167ZM166 238V239H167ZM172 238V237H171ZM177 238H178V236H177ZM180 238V237H179ZM181 238H182V236H181ZM186 238V237H185ZM216 238H218V237H216ZM233 238H235V236L233 237ZM250 238V237H249ZM253 238V237H252ZM3 239V238H2ZM9 239V238H8ZM11 239V238H10ZM21 239V238H20ZM19 239V240H20ZM25 239V238H24ZM37 239V238H36ZM39 239V238H38ZM42 239H44V237L42 238ZM52 239V238H51ZM50 239V240H51ZM58 239V238H57ZM61 238H59V240H60ZM84 239V238H83ZM114 239V238H113ZM112 239V240H113ZM160 239V238H159ZM183 239H184V237H183ZM189 239V238H188ZM193 239H194V236H193ZM237 239V238H236ZM241 239V238H240ZM251 239V238H250ZM4 240V239H3ZM2 240V241H3ZM18 240V241H19ZM28 240V239H27ZM33 240V239H32ZM39 240H41V239H39ZM38 240V241H39ZM45 240V239H44ZM47 240V239H46ZM63 240V239H62ZM69 240V239H68ZM73 240V239H72ZM75 240V239H74ZM76 240H78V239H76ZM115 240V239H114ZM161 240H162V238H161ZM173 240V239H172ZM197 240V239H196ZM216 240V239H215ZM12 241V240H11ZM66 241V240H65ZM65 241H63V242H65ZM82 241V240H81ZM80 241V242H81ZM85 241V240H84ZM166 241V240H165ZM174 241V240H173ZM177 241H180V240H177ZM185 240H182L181 241V243L183 244V242H184ZM186 241H187V244H189V240H187L186 239ZM186 241H185V243H186ZM191 241V240H190ZM212 241V240H211ZM234 241H236V240H234ZM240 241V240H239ZM244 241V240H243ZM0 242H1V240H0ZM4 242H5V240H4ZM7 242V241H6ZM33 242V241H32ZM37 242V241H36ZM48 242V241H47ZM55 242H56V240H55ZM59 242V241H58ZM57 242V243H58ZM113 242H115V241H113ZM230 242V241H229ZM3 243V242H2ZM12 243H13V241H12ZM22 243V242H21ZM24 243V242H23ZM22 243V244H23ZM26 243V242H25ZM25 243H24V245H25ZM33 243H35V242H33ZM59 243H61V242H59ZM68 243V242H67ZM66 242L64 243V244H67ZM71 243V242H70ZM76 243V242H75ZM171 243H173V242H171ZM180 243V242H179ZM180 243V244H181ZM194 243H195V241H194ZM193 243V244H194ZM197 243V242H196ZM221 243H222V241H221ZM236 243H238V242H236ZM255 243V242H254ZM8 244V243H7ZM10 244V243H9ZM15 244H19V243H15ZM49 244V243H48ZM63 244V243H62ZM74 246H76L77 244H78V247H79V245H80V243H76V245L74 244V243H72ZM86 244V243H85ZM114 244V243H113ZM166 244V243H165ZM174 244V243H173ZM176 244V243H175ZM178 244V243H177ZM191 244H192V242H191ZM199 244H201V243H199ZM198 244V245H199ZM203 244V243H202ZM208 244V243H207ZM206 244V245H207ZM210 244V243H209ZM216 244V243H215ZM227 244H229L228 243V241H227ZM226 244V245H227ZM240 244V243H239ZM239 244H237L236 246H238ZM257 244H258V242H257ZM3 245V244H2ZM20 245V244H19ZM38 245H40V244H38ZM42 245V244H41ZM44 245H46L47 246V243L45 244L44 243ZM43 245V246H44ZM119 245V244H118ZM169 245V244H168ZM172 245V244H171ZM218 245V244H217ZM224 245H225V242H224ZM223 244H222V246H224ZM242 245V244H241ZM246 245V244H245ZM244 245V246H245ZM3 246H5V244L3 245ZM2 246V247H3ZM10 246V245H9ZM23 246V245H22ZM51 246V245H50ZM54 246H55V244H54ZM59 246V245H58ZM67 245H64V247H66ZM68 246H70V245H68ZM83 246V245H82ZM175 246H177V245H175ZM183 247H184V244L182 245ZM204 246V245H203ZM208 246V245H207ZM221 246V245H220ZM230 246V245H229ZM240 246V245H239ZM1 247V246H0ZM12 247V246H11ZM13 247H15V246H13ZM12 247V248H13ZM19 247V246H18ZM17 247V248H18ZM35 247V246H34ZM52 247V246H51ZM56 247V246H55ZM55 247H53V248H55ZM81 247V246H80ZM85 247V246H84ZM172 247V246H171ZM182 247V248H183ZM190 247V246H189ZM192 247V246H191ZM250 247V246H249ZM254 247V246H253ZM5 248V247H4ZM23 248H25V246L23 247ZM22 248V249H23ZM74 248H76V247H74ZM166 248H167V246H166ZM165 248V249H166ZM169 248V247H168ZM207 248V247H206ZM209 248V247H208ZM220 248H223V247H220ZM226 248H227V246H226ZM230 249H231V247H229ZM239 249H241L240 247H238ZM2 249V248H1ZM1 249H0V251H1ZM6 249V248H5ZM31 249V248H30ZM35 249H36V247H35ZM49 249H50V247H49ZM57 249H58V247H57ZM70 249V248H69ZM71 249H72V247H71ZM82 249V248H81ZM159 249V248H158ZM173 249H174V245H173ZM180 249V248H179ZM190 249V248H189ZM196 249H197V247H196ZM211 249H213V248H211ZM249 249V248H248ZM255 249V248H254ZM14 250V249H13ZM12 249L11 250H8V253H9V251H13ZM39 250V249H38ZM41 250V249H40ZM58 250H60V249H58ZM63 250V249H62ZM76 251H77V249H75ZM167 250V249H166ZM209 250H210V248H209ZM221 250V249H220ZM4 251V250H3ZM23 251V250H22ZM52 251V250H51ZM56 251V250H55ZM61 251V250H60ZM84 251V250H83ZM85 251H87V249L85 250ZM168 251V250H167ZM174 251H175V249H174ZM178 251V250H177ZM191 251H193V250H191ZM203 251H205V250H203ZM230 251V250H229ZM239 251V250H238ZM18 252V251H17ZM16 252V253H17ZM20 252V251H19ZM26 252V251H25ZM29 252V251H28ZM59 252V251H58ZM172 252H173V250H172ZM181 252V251H180ZM185 252V251H184ZM197 252V251H196ZM198 252H200V251H198ZM233 252H235V251H233ZM245 252V251H244ZM244 252H243V254H244ZM251 252V251H250ZM262 252V251H261ZM2 253V252H1ZM4 253H5V251H4ZM10 253H12V252H10ZM15 253V252H14ZM15 253V254H16ZM22 253V252H21ZM77 253L78 254H80V252L79 251H77ZM82 253V252H81ZM158 253V252H157ZM162 253V252H161ZM164 253V252H163ZM174 253V252H173ZM177 253V252H176ZM176 253H175V255H176ZM188 253H190V250H189V252ZM222 253V252H221ZM220 253V254H221ZM236 253H238L237 251H236ZM240 253V252H239ZM238 253V254H239ZM249 253V252H248ZM31 254V253H30ZM55 254V253H54ZM172 254V253H171ZM178 254V253H177ZM182 254V253H181ZM197 254V253H196ZM242 254V255H243ZM17 255H19L18 253H17ZM28 255V254H27ZM87 255V254H86ZM180 255V254H179ZM184 255H186V256H188L189 254H187V253H185ZM203 255V254H202ZM206 255V254H205ZM204 255V256H205ZM230 255V254H229ZM239 255H241V254H239ZM241 255V256H242ZM3 256V255H2ZM9 256V255H8ZM167 256H169V253H168V255ZM173 256V255H172ZM178 256V255H177ZM176 256V257H177ZM189 256H191V254L189 255ZM198 256V255H197ZM200 256V255H199ZM209 256V255H208ZM219 256H221V255H219ZM223 256H224V254H223ZM222 256V257H223ZM226 256V255H225ZM246 257H248L247 256V254L245 255ZM252 256V255H251ZM11 257V256H10ZM181 257H182V255H181ZM214 257V256H213ZM233 257H235V256H233ZM244 257V256H243ZM242 257V258H243ZM257 257V256H256ZM13 258V257H12ZM18 258V257H17ZM19 258H21V256L19 257ZM22 258H23V255H22ZM27 258H28V256H27ZM167 258V257H166ZM170 258V257H169ZM179 258V257H178ZM194 258V257H193ZM210 258V257H209ZM229 258V257H228ZM240 258V257H239ZM250 258V257H249ZM9 259V258H8ZM16 259V258H15ZM25 259V258H24ZM186 259H188V258H186ZM204 259V258H203ZM208 259V258H207ZM233 259H235V258H233ZM237 259V258H236ZM247 259V258H246ZM10 261L11 260H13V259H9ZM142 260V259H141ZM163 260V259H162ZM168 260V259H167ZM201 260V259H200ZM228 260V259H227ZM2 261H3V259H2ZM6 261V260H5ZM159 261V260H158ZM176 261V260H175ZM183 261V260H182ZM202 261V260H201ZM211 261V260H210ZM249 261V260H248ZM247 261V262H248ZM9 262V261H8ZM24 262V261H23ZM164 262V261H163ZM188 262V261H187ZM207 262H209V261H207ZM215 262H217V259H216V261ZM219 262V261H218ZM250 262H251V264H264V252H263V254H262V256H260V258H253V260H250ZM14 263V262H13ZM25 263V262H24ZM116 263V262H115ZM119 263V262H118ZM121 263V262H120ZM136 263H138V262H136ZM135 263V264H136ZM142 263H144V262H142ZM170 263V262H169ZM192 263V262H191ZM221 263V262H220ZM241 263H242V261H241ZM16 264H17V262H16ZM20 264V263H19ZM28 264V263H27ZM99 264V263H98ZM129 264V263H128ZM139 264V263H138ZM152 264V263H151ZM183 264V263H182ZM187 264V263H186ZM234 264V263H233ZM236 264V263H235ZM250 264V263H249Z\"/></svg>","mask_w":264,"mask_h":264}]
</instances>
